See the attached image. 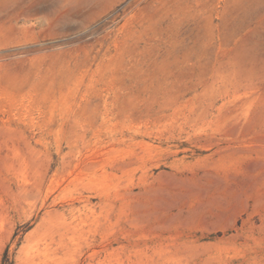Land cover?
Masks as SVG:
<instances>
[{"label":"rangeland","instance_id":"374dc122","mask_svg":"<svg viewBox=\"0 0 264 264\" xmlns=\"http://www.w3.org/2000/svg\"><path fill=\"white\" fill-rule=\"evenodd\" d=\"M0 264H264V0H0Z\"/></svg>","mask_w":264,"mask_h":264}]
</instances>
